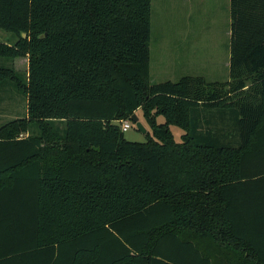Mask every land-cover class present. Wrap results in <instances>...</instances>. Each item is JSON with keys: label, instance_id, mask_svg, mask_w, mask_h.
Here are the masks:
<instances>
[{"label": "trees", "instance_id": "16d2710c", "mask_svg": "<svg viewBox=\"0 0 264 264\" xmlns=\"http://www.w3.org/2000/svg\"><path fill=\"white\" fill-rule=\"evenodd\" d=\"M231 20L229 81L154 84L152 0H0L17 38L0 58H29L27 82L0 68L29 98L0 128V264H264V208L247 207L264 187V0H231ZM139 109L144 143L119 124Z\"/></svg>", "mask_w": 264, "mask_h": 264}, {"label": "rangeland", "instance_id": "374dc122", "mask_svg": "<svg viewBox=\"0 0 264 264\" xmlns=\"http://www.w3.org/2000/svg\"><path fill=\"white\" fill-rule=\"evenodd\" d=\"M228 0H152V38H151V82H177L184 76L204 77L208 82H227L230 80V42ZM9 32L0 29V42L10 39ZM179 53L181 58L167 60L166 52ZM12 69L26 82L29 77V64L24 58L8 60L0 58V68ZM29 98L17 92L10 81L0 84V128L8 122L28 115ZM146 127L149 135L153 129L141 109L135 111ZM157 124L165 122L157 118ZM217 126L231 140L233 133L229 123L216 121ZM56 126L63 130L64 122ZM170 130L174 139L182 143L184 131L176 126ZM34 127L31 134L37 133ZM133 123L125 132L130 142L144 143L146 135Z\"/></svg>", "mask_w": 264, "mask_h": 264}, {"label": "crops", "instance_id": "0c3cea01", "mask_svg": "<svg viewBox=\"0 0 264 264\" xmlns=\"http://www.w3.org/2000/svg\"><path fill=\"white\" fill-rule=\"evenodd\" d=\"M229 6L227 7L228 9V13L230 11V17H231V0H228ZM231 23L232 20L230 18L229 21V32L228 35L229 37L232 36V32H231ZM11 34V33H10ZM10 39L6 40L4 42H0V43H6V44H15V42L17 41V38L15 35H10ZM230 46H231V42H230ZM165 59L167 60H175V59H180L182 56L179 53H169L168 51L164 54ZM26 59V61H28L29 64V58H24ZM230 59H231V52H230ZM202 77V76H199ZM28 135L26 134L25 137H27ZM247 207L249 209V214H250V218L251 216L254 215V212L256 214V212H258V214L260 213L261 209L264 208V187L263 186H253L251 188H249L247 190ZM256 219V218H255ZM250 226L252 229L255 230V232L263 231V225L261 222L258 221V219H256L254 222L250 221ZM255 241L259 244L260 247H262L264 249V236H258L255 238ZM27 264H29V261H27Z\"/></svg>", "mask_w": 264, "mask_h": 264}, {"label": "water", "instance_id": "95a60500", "mask_svg": "<svg viewBox=\"0 0 264 264\" xmlns=\"http://www.w3.org/2000/svg\"><path fill=\"white\" fill-rule=\"evenodd\" d=\"M24 37H27L26 35H24ZM132 121L135 124V127L141 131L143 134H147V129L146 127L143 125V123L140 121V118L137 115H134L132 117Z\"/></svg>", "mask_w": 264, "mask_h": 264}, {"label": "built area", "instance_id": "2783aa9c", "mask_svg": "<svg viewBox=\"0 0 264 264\" xmlns=\"http://www.w3.org/2000/svg\"><path fill=\"white\" fill-rule=\"evenodd\" d=\"M119 124H120L121 129L124 133L129 131L133 126V122L131 120L119 121Z\"/></svg>", "mask_w": 264, "mask_h": 264}]
</instances>
